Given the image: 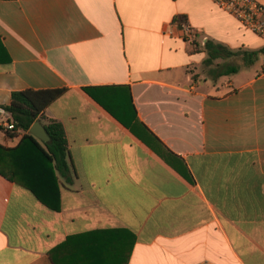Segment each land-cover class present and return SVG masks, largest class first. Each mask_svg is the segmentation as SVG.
<instances>
[{
  "label": "crops",
  "instance_id": "crops-1",
  "mask_svg": "<svg viewBox=\"0 0 264 264\" xmlns=\"http://www.w3.org/2000/svg\"><path fill=\"white\" fill-rule=\"evenodd\" d=\"M254 37L213 0H0V107L66 89L44 115L71 166L58 212L0 175V264H264V55L239 84L202 72L206 41Z\"/></svg>",
  "mask_w": 264,
  "mask_h": 264
},
{
  "label": "trees",
  "instance_id": "trees-1",
  "mask_svg": "<svg viewBox=\"0 0 264 264\" xmlns=\"http://www.w3.org/2000/svg\"><path fill=\"white\" fill-rule=\"evenodd\" d=\"M173 23H186L189 26L187 17L184 15L176 16ZM184 40L186 41L185 38ZM192 44L197 47L196 39ZM204 49L207 58L203 66L213 81L239 71V67L230 64L227 60L240 56L244 66H252L264 55V47L256 50L243 48L233 50L222 43L210 40L205 42ZM218 59L225 62L215 65ZM10 61L9 55L1 45L0 62L10 63ZM65 91L66 89L15 91L12 93L11 103L0 107L15 122L16 129L6 131L7 134L11 138L21 135L18 144L13 147H6L0 143V175L30 190L42 204L56 212L60 211L59 177L69 180L71 166L63 124L54 119H47L44 112ZM88 92L91 93V90ZM91 96L126 126L129 125L128 119L136 116L130 97L127 105L111 106L99 101L92 93ZM36 121L44 126L50 138L49 142L44 143L29 133ZM132 237L133 242L135 237L134 235ZM58 249L49 252L54 264H60L57 260Z\"/></svg>",
  "mask_w": 264,
  "mask_h": 264
},
{
  "label": "built area",
  "instance_id": "built-area-1",
  "mask_svg": "<svg viewBox=\"0 0 264 264\" xmlns=\"http://www.w3.org/2000/svg\"><path fill=\"white\" fill-rule=\"evenodd\" d=\"M213 2L223 11L231 15L239 25L255 34H264V5L258 0H213ZM183 33L186 41L193 43L198 34L186 23L176 24ZM1 127L6 131L16 129L15 122L11 116L0 109Z\"/></svg>",
  "mask_w": 264,
  "mask_h": 264
},
{
  "label": "rangeland",
  "instance_id": "rangeland-1",
  "mask_svg": "<svg viewBox=\"0 0 264 264\" xmlns=\"http://www.w3.org/2000/svg\"><path fill=\"white\" fill-rule=\"evenodd\" d=\"M202 36V35H201ZM257 37H254V39L262 41V39H264V34L263 35H256ZM256 43V42H255ZM253 44V46L256 44ZM223 44V43H222ZM225 45V44H223ZM226 46V45H225ZM230 64L235 65L237 67H239V71L237 73H232L226 76H221L224 80L225 78L228 79H233L235 81L236 84H239L240 82H242L244 79H246L248 76H250L251 74H253L256 69L260 68V61H256L252 66L248 67V66H244V62L242 60V58L239 57H234L231 58L229 60H227ZM220 63H223L222 61H220ZM202 72L209 77L208 73H207V69L205 67H202ZM220 78V77H219ZM3 133L0 132V135H2Z\"/></svg>",
  "mask_w": 264,
  "mask_h": 264
},
{
  "label": "water",
  "instance_id": "water-1",
  "mask_svg": "<svg viewBox=\"0 0 264 264\" xmlns=\"http://www.w3.org/2000/svg\"><path fill=\"white\" fill-rule=\"evenodd\" d=\"M29 133L44 143H47L50 141V138H49L44 126L39 121H36L31 126Z\"/></svg>",
  "mask_w": 264,
  "mask_h": 264
}]
</instances>
